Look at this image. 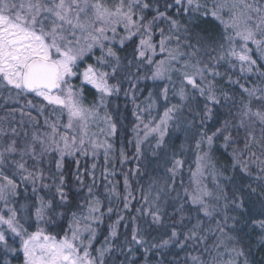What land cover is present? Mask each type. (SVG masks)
<instances>
[{
    "label": "snow or ice",
    "instance_id": "6c2138e0",
    "mask_svg": "<svg viewBox=\"0 0 264 264\" xmlns=\"http://www.w3.org/2000/svg\"><path fill=\"white\" fill-rule=\"evenodd\" d=\"M146 11L153 13L150 19L144 15ZM183 15L189 17L187 23L180 19ZM208 17L220 26L217 35L190 30L193 19L207 22L204 18ZM156 33L160 38L154 41ZM129 45L131 51L122 56ZM86 58L94 63H86ZM233 71L238 78H233ZM73 78L79 79L80 85L74 84ZM252 79L258 83L252 84ZM147 80L167 83L155 93L148 92L150 103L144 111L156 106V97L162 99L164 110L158 121L153 117L148 123L142 119L143 112L134 113L138 121L134 129L136 159L143 158L145 167L163 175L152 178L141 196L143 203L134 209L136 214L127 217L122 212L130 213L135 197L125 175L123 210L116 212L117 219L97 248L98 228L106 216L111 219L114 209L103 210L104 203L94 191V171L89 174L91 184H85L79 172L69 179L64 159L77 153L87 155L90 146L93 157L103 149L107 161L113 150L109 140L117 136L119 122L108 111L109 97L120 93L124 83L129 85L125 96L140 91L138 85ZM87 85L97 93L91 103H85ZM3 90L10 93L9 99L11 94L16 99L31 95L42 101L35 105L27 100L19 109L21 115L24 107L40 116L46 108L52 112L44 117L46 130L37 128L30 139L25 131L22 144L10 139L0 147V264H135L131 256L137 246L143 249L144 264H149L148 254L154 250L167 256L176 248L187 253L184 264H250L242 246L244 235H233L243 233L232 215L241 210L248 213L246 223L261 230L257 246L264 248V0H0ZM220 109H227L231 120L220 122ZM57 111L60 116L55 115ZM65 114L67 122L63 123ZM28 116L38 125L36 117L30 112ZM214 119L220 126L209 134L207 122ZM141 124L143 137L138 133ZM92 127L97 132H92ZM174 131L183 132L186 139L191 133L194 139L190 189L180 179L186 145H180L177 152ZM11 132L19 136L15 128ZM233 132L243 133L242 148ZM7 134L0 128V135ZM98 135L104 140L94 139ZM149 136L155 144L142 151ZM219 137H223L221 147L232 148L230 165L220 164L213 155ZM120 155L127 159L123 150ZM229 167L232 176L225 175ZM209 177L212 187L206 183ZM221 180L230 185L231 195ZM22 185L31 186L32 200L20 205L22 211L18 212L12 202L21 194L18 189ZM22 191L27 193L28 188ZM104 192L109 204L112 197L121 198L112 181ZM185 205L195 206L196 212H202L215 226L205 230L203 221L197 219L185 231L184 220L189 218ZM177 214L179 220L171 218ZM255 216L262 218L253 219ZM62 221H67V230ZM129 222L131 228L123 241L114 243L121 235L118 230L127 229ZM209 236L213 237L211 245ZM189 248L198 254L192 255ZM114 253L125 258L118 260ZM168 264L178 262L173 259Z\"/></svg>",
    "mask_w": 264,
    "mask_h": 264
},
{
    "label": "trees",
    "instance_id": "16d2710c",
    "mask_svg": "<svg viewBox=\"0 0 264 264\" xmlns=\"http://www.w3.org/2000/svg\"><path fill=\"white\" fill-rule=\"evenodd\" d=\"M169 14H172L171 12ZM144 15L150 19L151 16L153 15L152 12H145ZM182 22L187 23L189 21V17L186 15H183L180 17ZM207 22H204L201 19H193L191 23L189 24L190 30L193 33L199 32L201 35H204L206 33H210L213 35H217L220 31V26L216 21H214L211 17L204 18ZM161 27H167L166 25H160ZM155 31V30H154ZM159 34L156 33V35L153 37L154 41L158 40ZM135 43H138V38H134ZM195 43V40L192 41ZM131 51V46H126V49L124 52H121V55L127 54V52ZM184 51H189V49H184ZM203 56L204 54L201 53ZM214 55V53H213ZM206 59V57H205ZM94 63L93 59L87 58L86 63ZM227 66H222L220 68L221 72H224L226 70ZM233 78H238V73L236 71H233L231 73ZM115 82V81H112ZM252 84L258 83L257 80L252 79L251 80ZM126 84V85H125ZM164 84V83H163ZM161 83H153L150 80H148L145 83H140L138 87H142L143 90L140 91V94H138V91L131 92L129 93L128 96L124 95V92L128 90L126 86L128 87L127 83H124L121 85V92L118 94L113 95L112 97H109L108 100V111L112 115L113 119L119 118L118 122V134L117 136L112 138V142H114L115 149H113L109 153V158L105 161L104 154L100 157V161L98 164H95L96 167L93 170L92 166L94 165L92 163V159L90 158V155H81L80 153H77L74 157L72 156H66L64 159V172L65 175L69 177V179L72 178L71 174L73 173H82L84 177L85 184H91V178H90V173L94 171L95 177H96V187L94 191H96L97 195L100 196V199L104 203V211H106L107 207L111 206L114 209V213L111 216V219H109L107 216L105 217L104 223L101 224L98 228V234H97V240L94 242L95 247H100L101 244H103L104 237L108 235L109 232V225L117 219L116 212L122 211L123 210V197L127 195V192L125 190L124 186V177L125 175L128 177L129 180V185H130V191L132 192V195L135 197L134 200H132V209L129 212H122L126 217L131 214L135 215V208L140 207V204L143 203L141 200V196L144 195L147 190H148V185L151 183L152 178L158 177V175H163L162 173L158 174L154 171H152L151 167H145V164L142 162L143 158L141 160L136 159V153L134 152V142L137 136V132L134 130L136 128V125L138 123L136 115L134 113L137 112H143L142 117L145 116L144 110L146 107L144 105H148L150 101H148L146 98L148 97V92L153 91L155 93L157 87H161ZM92 87L87 86L84 89V94L86 96V103H91L94 99V92L92 91ZM238 92V90H237ZM133 96H135V102H133ZM25 100L32 99L33 101L37 98L34 96H27L26 98L24 97ZM156 100H158L157 104V109H154L153 111H163L164 109V104L162 102V99L159 97H156ZM138 106V108H137ZM218 116H221L220 122L223 120H231V116L227 115V109H220ZM220 122H218L217 125H220ZM197 123L199 121L197 120ZM210 122L208 121L207 124ZM233 123H235L233 121ZM122 125V127H121ZM140 128L138 129V131ZM207 130V129H206ZM215 130V129H214ZM213 130V131H214ZM142 131V130H141ZM209 134H211V131H209ZM233 136H237L238 139V145L239 147H243V133L237 134L236 132L232 133ZM192 135V134H191ZM190 144L189 142L185 143L182 141L183 144L186 145L184 151V154L181 158L185 159L186 163L188 162L189 164L193 161V155L195 154L194 150V139L191 136ZM198 139V137H195ZM176 140L179 142L180 139L176 138ZM223 143V137H219L215 141L214 145V152L213 155L216 157V159L220 162V164L224 165H230L231 164V159H230V153L232 151V148L229 147L228 149H224L220 145ZM123 150L124 154L127 156V159L124 160L120 152ZM177 152H180V148L177 146ZM123 161L124 163H122ZM31 163V162H29ZM46 163H48V160H46ZM137 164L140 165V171L139 173L136 172ZM43 167V165H42ZM52 171H55L54 169V164L51 165ZM104 169H110L112 172L115 173V185L117 192L121 194V198L117 199L115 197L111 198V204H109L108 199L106 198V193L104 192V182H105V177L103 174ZM7 174V173H6ZM50 173L46 169L45 175H49ZM188 174V173H187ZM186 175L185 173H181L180 179L184 181V187L190 189V184L189 180L184 178ZM227 176H232L234 175L232 169L229 167L228 171L225 173ZM45 183H50V181L45 180ZM222 184H225L228 194L231 195V187L228 185V183L224 180H221ZM23 187L28 188V192L24 193L22 191ZM177 187L179 189V180L177 182ZM21 189H18V191L21 193L19 196H17L14 200V205L17 208L18 212H21L20 210V205L22 204H30L32 200V193H31V186L30 185H22ZM86 192V189L84 190ZM43 195V192L40 193ZM84 193L82 192L81 195ZM172 196L175 197V193H172ZM180 203H183V201H180ZM178 206V205H177ZM194 206L192 205H185V215L186 218L184 220V224L186 225L185 231L187 228H190L193 224V221H196L195 217V212L194 209H192ZM248 206L245 205V209ZM259 203L257 202L255 205L256 210H259ZM34 209H32V212ZM169 213L173 212L172 208L168 209ZM232 215L236 216L237 219L239 220L240 224L239 227L243 229V233H233V235L239 236V235H244V240L242 242V246L245 247L246 249V255L250 261V264H264V248L258 247L260 235H261V230L259 227L251 224V223H246L248 221L249 216L246 210H241V212H236L232 213ZM174 220H179V215H175L171 217ZM262 217L255 216L253 219H261ZM202 220L204 221L205 226H212L214 222L208 218L203 217ZM231 224V221L229 222ZM63 224V229L67 230L68 224L67 221H62ZM27 226V225H26ZM131 228V223L129 222L128 228L121 227L118 231L121 233L119 236V239L114 241L116 244H120L123 239H124V234H127L130 231ZM34 230L33 228L29 229ZM63 234V232H61ZM212 239L209 237V242H211ZM138 251L135 254H132L131 259L135 260V264H144V254H143V249L139 248L137 246ZM167 251V250H166ZM189 251L192 253V255L198 254L196 251H193L191 248H189ZM114 257L118 260H123L125 257L123 255H120L118 253L113 254ZM187 257V253L185 251H182L180 249H174L172 252L168 253L167 256H165L164 253H156L155 250L152 253L148 254V260L149 264H158L159 261L163 260V264H168L169 260L175 259L178 264H184V261ZM12 264H19L18 261H13Z\"/></svg>",
    "mask_w": 264,
    "mask_h": 264
},
{
    "label": "rangeland",
    "instance_id": "374dc122",
    "mask_svg": "<svg viewBox=\"0 0 264 264\" xmlns=\"http://www.w3.org/2000/svg\"><path fill=\"white\" fill-rule=\"evenodd\" d=\"M113 2H115V0H109V3H113ZM209 3H210V0H209ZM118 30L121 32V34H125L123 32V28H120ZM96 55H99V51L96 52ZM156 58L159 59L160 56H157ZM84 66H85V64L82 63L81 66H80V70L81 71L83 70ZM147 81H143L142 83H145ZM72 82L74 84H76V85H80V83H81V81L79 79H76V78H73ZM151 82H153V81H151ZM153 83H161V84L164 83L165 84L167 82L166 81H156V82H153ZM164 84L162 85V87L164 86ZM87 86L92 87L91 85H87ZM126 88H129V85H128V87L126 86ZM139 89H140V91L143 90L142 87L141 88L139 87ZM92 91L94 92V99H96L97 98V93L95 92V89H93ZM140 91H138V94H140ZM11 95L13 96V98L9 99L10 93L7 90L0 91V128H3L8 133L7 136L0 135V147L6 146L7 142L10 139H17L18 142H20L22 144L23 140L25 139V136H24V132L25 131H27L28 138L30 139L31 133L34 130H36L37 128H39L41 131L46 130L44 128V117L45 116H50V113L52 112V109L46 108L43 116H40V115H38V112L36 110H33L31 108H28V107H24V115H21L19 109L26 104L27 100H25L24 97H20L19 99H16L14 94H11ZM29 100H31L32 103L35 104V105H39L42 102L39 99H35L34 101L32 99H29ZM172 102L175 103L176 101L173 100ZM85 103H86V101H85ZM157 104H158V100H156V106L154 108H151L148 111H144L145 112V116L142 117V119L144 120V123H148L149 120H151L153 117L157 118V121H158L159 117L163 115V111H160V112L153 111L154 109H157ZM147 106L148 105H144V107H146V108H147ZM29 112L31 113L32 117H36V119L38 120V125H33L30 122V118L28 116ZM55 115L56 116H60V113L57 111L55 113ZM51 118H55V117H51ZM220 118H221V116H218L219 120H220ZM61 121L63 123L67 122L66 114L61 116ZM209 122L210 123L208 124V128H207V130H209V131H213L216 127L220 126V125H217L218 122H217L216 119H214L213 121H209ZM100 127H103V125H100ZM12 128H15L17 130V132L19 133L18 137L14 136L12 134V132H11ZM139 128H140V130L138 131V133H139V135L141 137H143L144 131H145L143 124H141ZM91 131L92 132H97V128L96 127H92ZM135 131L137 132V130H135ZM191 136L192 135L190 133L188 138L186 139L183 132L174 131L172 139H173L174 143L179 147L180 145L183 144L182 141H184L185 143L189 142V144H190V140L192 139ZM95 138H98L100 141L104 140V136H102V135H98V137H94V139ZM176 138L180 139L179 142L176 140ZM135 141H136V139H135ZM109 143H111L113 145V149H115V145H114V142H112V139L109 140ZM150 144H155V140L152 138V136H149L148 140H146L141 145L142 151L147 150L149 148ZM183 145H185V144H183ZM184 151H186V149H184ZM134 152H135V142H134ZM88 154L90 155V158L92 159L91 160L92 163L93 164H98L99 161H100V157L102 156V154H104V151H103V149H100L98 151L97 155L95 157H93V155L91 154V147L89 146ZM16 158L18 159V157H16ZM192 160L193 161L195 160V154L193 155V159ZM193 161L190 164L188 163L189 162L188 161L185 164L184 169L182 170V174L183 173L186 174V175H184L185 176L184 178H186L187 180H189V165H191V167L193 169L195 167ZM104 162L106 163V160ZM121 162L124 163L123 161H121ZM107 172H112V170H110V169H104L103 170L104 177H106L105 182H104L105 186L107 185L108 181H112L113 183L115 181V177L113 175H107ZM210 181H211V177H209L206 180V183H208L209 187H212V184L210 183ZM105 186H104V189H105ZM14 201L15 200H13V202H12L13 206H15L14 205ZM0 208H2V205H0ZM192 209H194L196 219H200L201 221H203L202 220V218L204 217L203 213L201 212V213L198 214L196 212V210H195V206ZM33 213H34V211H33ZM193 223H196V221H193ZM214 226H215L214 224L212 226H205L204 223H203V227L205 228V230H207L210 227H214ZM209 237L213 241V237H211V236H209ZM212 241L209 242V240H208V244L211 245ZM229 247H231V245ZM177 249H179V248H177ZM223 258L224 259H228L227 255H225Z\"/></svg>",
    "mask_w": 264,
    "mask_h": 264
}]
</instances>
